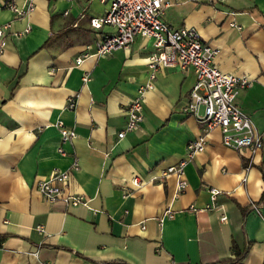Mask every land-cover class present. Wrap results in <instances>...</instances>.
<instances>
[{"label":"crops","instance_id":"1","mask_svg":"<svg viewBox=\"0 0 264 264\" xmlns=\"http://www.w3.org/2000/svg\"><path fill=\"white\" fill-rule=\"evenodd\" d=\"M171 1L162 14L168 25L195 27L220 70L251 80L237 102L263 147L234 150L218 128L204 132L185 109L192 71L162 68L145 88L150 39L94 54L111 27L93 28L89 18L109 0H33L25 14L0 0V264H263L264 0ZM139 88L142 122L118 137ZM58 121L75 137L64 140ZM202 134L204 148L186 160L179 191L178 177L163 171ZM66 169L67 191L86 205L48 202L37 191L38 179ZM211 187L220 193L210 209ZM168 207L172 216L160 222Z\"/></svg>","mask_w":264,"mask_h":264},{"label":"built area","instance_id":"2","mask_svg":"<svg viewBox=\"0 0 264 264\" xmlns=\"http://www.w3.org/2000/svg\"><path fill=\"white\" fill-rule=\"evenodd\" d=\"M1 1L4 6L18 14H25L33 9V0H23L25 8L22 10H18L14 0ZM206 1L215 3L223 0ZM171 4V0H109L106 11L89 18V24L93 28H101L104 25L111 27L109 32L101 34L96 40L94 54L104 55L117 48H127L138 36L150 39L153 50L148 55V82L145 83V88L153 86V79L162 68H176L183 72L192 71L195 78L189 92L190 102L185 109L199 118L204 132L218 128L222 143L234 150L248 149L251 154L261 150L263 147L261 134L250 115L242 110L237 102L239 92L248 88L252 83L251 80L220 70L214 63L216 50L201 39L195 27L168 25L163 20L162 14ZM4 43L5 25L0 26V50L4 47ZM82 59L83 56L76 57L75 63H80ZM82 80L88 81L89 76L84 74ZM142 92L143 89L139 88L138 93L127 103L126 121L122 129L117 132L118 137H122L126 131L137 129L142 122ZM200 105H203L202 115H199ZM67 106L70 108L75 106L72 97L68 98ZM56 125L64 140L75 137L74 129L65 127L60 121L56 122ZM204 144L203 134L190 140L186 145L185 157L163 171L164 174L173 173L178 177L179 191L186 186L182 176L186 160L201 151ZM72 168H76L75 162ZM69 172L70 169L54 170L48 176L38 179L35 184L37 191L48 202L60 201L67 206L86 205L87 199L84 195L67 191ZM133 182L139 184L140 181L135 178ZM209 192L210 203L206 205V208L211 209L216 207L215 201L220 190L211 187ZM261 206V204L251 203L252 209L258 213L262 212ZM190 207L191 210L194 209L193 205ZM165 216H172L169 207L159 218L160 222ZM220 219L226 220V215L222 214Z\"/></svg>","mask_w":264,"mask_h":264},{"label":"trees","instance_id":"3","mask_svg":"<svg viewBox=\"0 0 264 264\" xmlns=\"http://www.w3.org/2000/svg\"><path fill=\"white\" fill-rule=\"evenodd\" d=\"M260 200H262V201L264 202V191L262 192V195H261ZM3 238H4V237H3L2 235H0V244H1ZM237 253H238V252H237ZM238 254H239V253H238ZM227 261H229V260H222V261H220L219 263H226Z\"/></svg>","mask_w":264,"mask_h":264},{"label":"rangeland","instance_id":"4","mask_svg":"<svg viewBox=\"0 0 264 264\" xmlns=\"http://www.w3.org/2000/svg\"><path fill=\"white\" fill-rule=\"evenodd\" d=\"M202 113H203V105H200V107H199V115H202Z\"/></svg>","mask_w":264,"mask_h":264}]
</instances>
